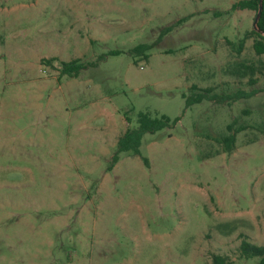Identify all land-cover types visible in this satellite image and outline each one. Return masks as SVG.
<instances>
[{
	"label": "rangeland",
	"instance_id": "rangeland-1",
	"mask_svg": "<svg viewBox=\"0 0 264 264\" xmlns=\"http://www.w3.org/2000/svg\"><path fill=\"white\" fill-rule=\"evenodd\" d=\"M238 1L0 0V264L258 263L239 247L264 245V77L226 44L254 28ZM193 85L257 93L186 108ZM141 112L180 121L114 164Z\"/></svg>",
	"mask_w": 264,
	"mask_h": 264
},
{
	"label": "trees",
	"instance_id": "trees-1",
	"mask_svg": "<svg viewBox=\"0 0 264 264\" xmlns=\"http://www.w3.org/2000/svg\"><path fill=\"white\" fill-rule=\"evenodd\" d=\"M260 0H241L233 6V9H249L255 11L257 13L259 7ZM264 6V3H263ZM258 28L260 32L252 29L247 32L243 39L240 40L237 44L233 43L229 40H226V44L229 47H234L237 50V53L240 55L245 48V43L248 39H253V50L255 55L259 57L257 61H252L250 63L246 61H241L237 63V76L239 79L249 78L248 82L250 85H256L260 77L264 76V10L262 17L258 23ZM237 45V46H236ZM236 46V47H235ZM153 45L148 44H140L133 48L131 52L134 56H143L145 60L150 59L149 51L153 49ZM121 51H112L109 55H119ZM135 63H138L135 60ZM86 67L79 60H72L70 62H63L62 68L60 70L61 76L68 77H78L82 70ZM192 89L198 90L197 94L191 96L183 95L186 108H190L193 105L201 104L203 101H215L219 104L226 102H235L242 99L251 98L255 93H249L245 91H239L235 94H228L225 96H219L217 94H212L214 92V88H199L196 85L192 86ZM180 121V119H176L172 121L168 116H153L149 112H141L137 118V127L134 129H129L126 133L120 137L117 144V153L114 156L113 163L116 164L120 160V155L129 154L133 156H141V147L143 144V139L146 134H156L165 129H171L175 126V124ZM246 128L244 126L239 127L235 130L231 135L224 139L226 144V149L228 152L232 151L233 146L236 143V136L238 133L244 131ZM228 130L232 131L233 126H228ZM144 162L147 166H149V161L147 158H143ZM240 256L246 260H250L253 258H258L259 261L257 264H264V245H256L247 240H243L240 247ZM213 264H233L227 256L214 255L213 256Z\"/></svg>",
	"mask_w": 264,
	"mask_h": 264
},
{
	"label": "crops",
	"instance_id": "crops-1",
	"mask_svg": "<svg viewBox=\"0 0 264 264\" xmlns=\"http://www.w3.org/2000/svg\"><path fill=\"white\" fill-rule=\"evenodd\" d=\"M241 0H239L238 2H240ZM238 2H235L234 3V5L236 4V3H238ZM233 5V6H234ZM236 10H240V9H236ZM244 10H248V11H250L251 12V14H252V17H253V20H255V17H256V15H255V11H252V10H249V9H244ZM244 10H241V11H244ZM192 16H189V18H187L188 20L191 18ZM186 19V20H187ZM187 20V21H188ZM183 22V20H179L178 21V23H182ZM184 23H186V22H184ZM181 25H183V24H180V25H178V27H180ZM177 27V28H178ZM254 29V28H253ZM252 30V29H251ZM251 30H248V31H246L244 34H243V36L239 39V41L240 40H242L243 39V37H244V35L247 33V32H249V31H251ZM225 40H229V39H225ZM230 41V40H229ZM239 41H237V42H233V41H231V42H233V43H238ZM252 49V53H253V55H254V59H252V61H257L258 59H259V57H257L256 55H255V52H254V50H253V39H248L247 41H246V43H245V48H244V50L242 51V53L241 54H243L244 55V52H245V49ZM237 52V51H236ZM240 54V55H241ZM262 59H264V57L262 58ZM241 61H243V59L242 60H240L239 62H241ZM264 77V76H263ZM261 78V77H260Z\"/></svg>",
	"mask_w": 264,
	"mask_h": 264
},
{
	"label": "water",
	"instance_id": "water-1",
	"mask_svg": "<svg viewBox=\"0 0 264 264\" xmlns=\"http://www.w3.org/2000/svg\"><path fill=\"white\" fill-rule=\"evenodd\" d=\"M263 3H264V0H260L259 1V7H258V10H257V13H256V17H255V20H254V29L258 32H260L259 28H258V23L262 17V14H263V10H264V6H263Z\"/></svg>",
	"mask_w": 264,
	"mask_h": 264
}]
</instances>
